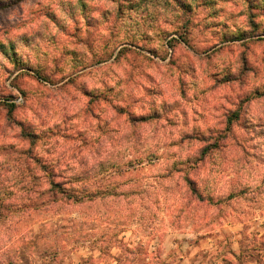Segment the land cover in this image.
Returning <instances> with one entry per match:
<instances>
[{
  "label": "clouds",
  "instance_id": "obj_1",
  "mask_svg": "<svg viewBox=\"0 0 264 264\" xmlns=\"http://www.w3.org/2000/svg\"><path fill=\"white\" fill-rule=\"evenodd\" d=\"M0 264H264V0H0Z\"/></svg>",
  "mask_w": 264,
  "mask_h": 264
}]
</instances>
